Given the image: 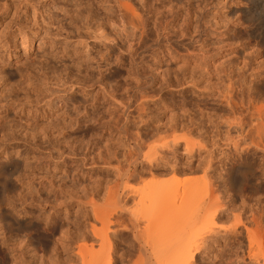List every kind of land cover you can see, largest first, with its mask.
I'll list each match as a JSON object with an SVG mask.
<instances>
[{
  "label": "rangeland",
  "instance_id": "rangeland-1",
  "mask_svg": "<svg viewBox=\"0 0 264 264\" xmlns=\"http://www.w3.org/2000/svg\"><path fill=\"white\" fill-rule=\"evenodd\" d=\"M126 1L139 28L119 13ZM232 83L264 106V0H0V264H72L74 246L90 244L92 202L107 212L113 264H138L136 232L129 216L115 224L110 190L131 187L126 208L145 221L139 197L186 179L203 192L208 161L229 193L185 239L196 263L264 259L248 216L246 231L238 211L213 214L264 196L259 159L220 180L237 137L224 102ZM128 152L140 160L131 167ZM174 163L196 171L172 173ZM120 169L137 177L127 183Z\"/></svg>",
  "mask_w": 264,
  "mask_h": 264
},
{
  "label": "bare ground",
  "instance_id": "bare-ground-1",
  "mask_svg": "<svg viewBox=\"0 0 264 264\" xmlns=\"http://www.w3.org/2000/svg\"><path fill=\"white\" fill-rule=\"evenodd\" d=\"M118 9L121 16L132 22L136 28L141 26L142 16H140L137 8L131 1L119 3ZM140 30L141 34H143L142 29ZM224 102L235 115L229 127L231 131L233 130L237 134L236 138L226 140V147L231 149V153L229 154L231 155V159L227 164L229 169L224 171V174H222L220 178V180L223 179L222 181L224 185H226L229 177H231V174L235 172L237 168H242L241 166H244L242 165L243 163H248V161L254 158L259 159L261 162L262 173L264 174V106L258 107L252 95L244 92L243 87L236 83H232L229 86ZM178 144L179 141L174 142L173 147H177ZM190 145L191 144L188 143V148H190ZM128 153V159L126 158L127 162H125L127 164L130 162V167L131 164L134 165L140 161L136 155H133L134 153ZM173 156H175V154H173ZM186 161H188V159ZM143 163L148 164V166L153 165V161L151 160H149L148 163L147 161ZM184 167L183 169L178 168V165L174 163L171 167V172L179 174L183 172L186 175L196 171L193 166H191V163L185 164ZM121 170L123 171V169H120V171ZM217 170H219L218 165L211 161L206 162V168L204 169L206 179L212 180L213 182L207 184L203 192L194 189V180L192 179H186L182 184L172 187L171 189L162 187L151 188V191L147 195L144 194V197L142 196L143 198L139 197L140 200L136 204V206L141 205L145 207V209H147L146 212L153 215L151 218L145 219V221L144 218L136 217L134 210L126 208V204L133 199L131 197L137 195L135 192V194L131 193L133 191L129 192L128 189L131 187L129 188L128 185H125L128 189L126 188L123 191L117 190L116 188L114 191H112V189L110 190L109 199L113 201H111V204L114 203L113 205H117L115 214L112 213L115 215V224L118 223L119 227L125 225L126 221L124 218L129 216L127 220L131 225L132 231L136 232L134 237L139 242L138 254L139 257L142 258L139 259L140 263L138 264H197L196 258L198 252H196L197 250H195L190 243H187L185 239L188 236H192L193 229L204 220L206 210H209L210 204L219 201L221 194L224 192V190L222 192L221 186L217 185L218 177H214L216 180L213 179V173ZM117 172L118 176L127 183L137 177L135 171H132L133 173L130 171H123L122 173H119V171ZM261 185L264 186V183ZM225 192L229 193L227 188H225ZM95 203L96 202L91 203V212L95 217L94 224H101L102 227L105 225L107 226L108 224L106 223L109 222V218L106 215L107 212L104 213L102 210L98 209L99 207L96 206ZM237 211L239 215H237L236 218L239 219L243 227H245V224L253 225L264 233V196L243 198L241 204L237 208H231L230 206L225 209L218 208L215 209L213 214L214 216H228V214ZM244 215L249 218H247L248 221L246 220L247 223L243 225L242 217L246 218ZM130 217L132 219H129ZM142 220L145 223H143ZM122 221L124 224H121ZM140 221H142L143 224ZM94 224L91 228L92 235L90 234L91 236L88 235L89 237L86 238L90 240V244L88 243L89 246L76 245V247L71 242L70 245L76 248L74 249V262L72 261V264H113L111 250L113 247H110L113 240L111 241V236L108 233L102 232L104 231V227L102 230H100V228L97 230L98 225L96 226ZM126 226L125 228H129ZM245 230L248 231V227H245ZM261 232H259L260 235ZM235 233L236 230L230 233L226 232L224 235L215 234L216 236H209V238L204 239L205 241L203 240L204 250L207 251L208 248L218 244L219 240L227 239L228 235L232 236ZM262 235L264 236V234ZM235 260L234 262L236 264H240L237 260L240 261L241 259ZM248 262L250 264H264V259H248ZM228 264H230L229 261Z\"/></svg>",
  "mask_w": 264,
  "mask_h": 264
}]
</instances>
